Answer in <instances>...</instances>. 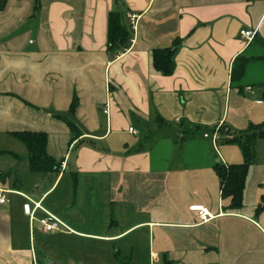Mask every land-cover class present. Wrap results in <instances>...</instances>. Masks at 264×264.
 Here are the masks:
<instances>
[{"label": "crops", "instance_id": "crops-1", "mask_svg": "<svg viewBox=\"0 0 264 264\" xmlns=\"http://www.w3.org/2000/svg\"><path fill=\"white\" fill-rule=\"evenodd\" d=\"M111 12L137 17L135 26L129 20L133 43L116 59L107 52ZM242 31L263 44L251 45ZM177 39L176 70L162 76L152 51ZM240 55L264 57V0H7L0 13V189L9 204L0 207V264H39L35 239L46 233L35 225L44 212L68 229L46 235L114 245L143 235L150 264H264V160L257 152L240 212L224 210L229 202L214 171L218 163L242 164L240 147L226 140L264 123V60L248 67L241 89L231 84ZM216 130L214 143L205 135ZM21 132L46 134L48 154L64 161L59 176L42 175L32 191L25 190L36 178L29 153L13 136ZM68 177L75 194L100 182L104 195L91 190L90 207L111 209L106 227L118 226L116 208L132 214V225L110 235L69 226L45 206ZM27 204L38 208L36 220ZM192 206L214 219L201 222ZM129 251L132 264L139 254Z\"/></svg>", "mask_w": 264, "mask_h": 264}, {"label": "trees", "instance_id": "trees-1", "mask_svg": "<svg viewBox=\"0 0 264 264\" xmlns=\"http://www.w3.org/2000/svg\"><path fill=\"white\" fill-rule=\"evenodd\" d=\"M6 6L7 0H0V13L5 11ZM132 39L133 31L128 16L119 12H111L108 15L107 25V52L110 59H116L118 56L123 55L130 48ZM261 41L260 38L255 37L251 45L256 42L261 43ZM180 44L181 40L177 39L171 48L152 51V64L155 72L165 77L174 74L176 70L174 56ZM263 60L264 57L238 56L232 65V86L236 85L242 89L248 67ZM77 105L78 101L75 98L71 112L75 110ZM58 119L67 123L74 140L81 138V132L74 123L68 120L67 116L58 117ZM238 134L237 137L226 140V143L236 144L240 147L244 162L239 165L228 166L218 163L214 166V171L221 184L222 199L229 202L224 207V210L230 213L240 212L245 208L244 193L246 182L250 168L257 163L256 145L259 140L264 139V123L252 126L247 131ZM13 136L27 149L29 153L28 167L32 173L59 176L63 172L64 161L54 159L47 152L48 136L46 134L21 132L15 133ZM71 177L74 180L76 173L72 174ZM261 210L262 208H259L257 213Z\"/></svg>", "mask_w": 264, "mask_h": 264}, {"label": "rangeland", "instance_id": "rangeland-1", "mask_svg": "<svg viewBox=\"0 0 264 264\" xmlns=\"http://www.w3.org/2000/svg\"><path fill=\"white\" fill-rule=\"evenodd\" d=\"M250 79H252V76H249ZM14 141H16L19 147H23L25 151V147L21 142L18 140ZM219 145L221 146L222 144L220 143ZM256 150L259 154V159L261 161L264 160V139L257 142ZM34 177L36 178L32 181L28 180L25 182L26 191H32V185L35 184H32L33 181H42L43 176H36L35 174ZM46 184L52 185L49 180L45 181ZM98 184L99 187L94 183L92 186L90 185L91 187L89 186L87 192L75 194L71 179L69 177L65 178L55 193L47 199L45 206L55 212L57 216L59 215L69 226L77 230L87 232V227L92 226L91 228L95 232L103 235L123 232L134 221L131 213L124 214L123 216L120 208H116L117 215L115 218L118 221V226L109 229L105 225H109L110 223L111 209H101L99 205L98 210L92 211L90 204L93 199L90 191L95 190L98 192L97 198L99 199L104 195L100 193L99 188H101V185L99 181ZM87 222L93 223L88 225ZM35 229L39 231L41 229L40 225L36 224ZM68 234L71 233L62 232L61 236L43 235L42 232L37 233L34 246L37 249L39 264H47L48 262L57 264H130L129 248L133 247L136 248L139 255L132 264H150L148 257L150 247L148 239L143 235L133 234L114 245L69 238ZM113 251L117 253L115 254Z\"/></svg>", "mask_w": 264, "mask_h": 264}, {"label": "built area", "instance_id": "built-area-1", "mask_svg": "<svg viewBox=\"0 0 264 264\" xmlns=\"http://www.w3.org/2000/svg\"><path fill=\"white\" fill-rule=\"evenodd\" d=\"M128 18L132 26H135L134 23L137 20V17L134 15H129ZM241 37L247 42H252L254 40L255 34L253 32L242 31ZM130 43H133V41H131ZM245 91L249 93H253L251 88H247L245 89ZM108 113L109 111L107 108L104 111V114L108 115ZM130 133L136 134V132L133 129H130ZM218 135H219V130H216L213 136L205 135V137L206 138L211 137L213 142L216 143V141L218 140ZM8 194H9L8 192L0 189V207L9 204V199L7 197ZM37 209L38 208L36 207L32 210L29 204L24 206L25 213L29 215L31 219L33 220H36L34 216H35ZM190 211L197 213L201 222H209L214 219L210 211L203 206H192L190 207ZM44 213L46 214V217L39 220V224L44 233L50 234V233L60 232L63 230L68 231L67 227L60 220H58L56 217H54L53 215L47 212H44Z\"/></svg>", "mask_w": 264, "mask_h": 264}, {"label": "water", "instance_id": "water-1", "mask_svg": "<svg viewBox=\"0 0 264 264\" xmlns=\"http://www.w3.org/2000/svg\"><path fill=\"white\" fill-rule=\"evenodd\" d=\"M47 264H57V263H53V262H48Z\"/></svg>", "mask_w": 264, "mask_h": 264}]
</instances>
